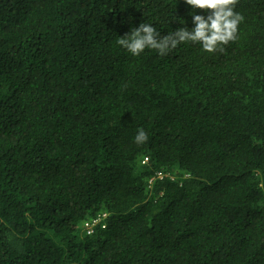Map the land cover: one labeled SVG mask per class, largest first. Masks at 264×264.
<instances>
[{
  "label": "trees",
  "instance_id": "16d2710c",
  "mask_svg": "<svg viewBox=\"0 0 264 264\" xmlns=\"http://www.w3.org/2000/svg\"><path fill=\"white\" fill-rule=\"evenodd\" d=\"M235 11L223 52L134 56L210 10L0 0V264H264V0Z\"/></svg>",
  "mask_w": 264,
  "mask_h": 264
},
{
  "label": "clouds",
  "instance_id": "9594fccd",
  "mask_svg": "<svg viewBox=\"0 0 264 264\" xmlns=\"http://www.w3.org/2000/svg\"><path fill=\"white\" fill-rule=\"evenodd\" d=\"M239 0H186L193 8L210 10V14L194 15L195 27L189 30L182 27L161 36L160 32L149 23H141L130 33L121 36L117 43L127 49L132 55L139 56L145 49H154L160 55H167L181 43L192 42L202 45L209 53L223 52L224 45L238 38V26L245 19L235 11ZM148 134L143 128L138 129L135 137L137 143H144Z\"/></svg>",
  "mask_w": 264,
  "mask_h": 264
},
{
  "label": "built area",
  "instance_id": "2783aa9c",
  "mask_svg": "<svg viewBox=\"0 0 264 264\" xmlns=\"http://www.w3.org/2000/svg\"><path fill=\"white\" fill-rule=\"evenodd\" d=\"M95 222H97V221H95ZM95 222H94V224H95ZM94 224L93 223H87L86 224V226L88 228V233H91L92 232V227L94 226Z\"/></svg>",
  "mask_w": 264,
  "mask_h": 264
}]
</instances>
